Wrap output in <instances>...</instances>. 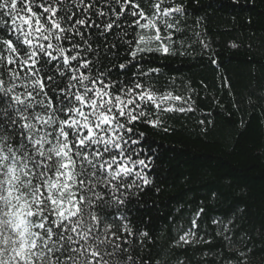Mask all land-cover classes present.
<instances>
[{
    "label": "snow or ice",
    "instance_id": "6c2138e0",
    "mask_svg": "<svg viewBox=\"0 0 264 264\" xmlns=\"http://www.w3.org/2000/svg\"><path fill=\"white\" fill-rule=\"evenodd\" d=\"M166 3L148 15L135 0H0V264L132 261L128 217L104 209L150 184L132 136H144L136 122L160 125L146 109L169 96L140 82L159 69L133 62L171 51L169 18L186 8ZM124 45L131 59L112 63ZM129 65L131 80L112 78Z\"/></svg>",
    "mask_w": 264,
    "mask_h": 264
},
{
    "label": "trees",
    "instance_id": "16d2710c",
    "mask_svg": "<svg viewBox=\"0 0 264 264\" xmlns=\"http://www.w3.org/2000/svg\"><path fill=\"white\" fill-rule=\"evenodd\" d=\"M135 2L151 15L153 0ZM174 2L186 12L169 18L180 29L169 30L171 51L133 62L159 69L140 82L169 96L160 110L150 102L146 109L160 125L136 122L144 136H132L150 184L104 215L128 217L130 264H264V0ZM126 47L112 63L131 59ZM135 71L111 75L127 83ZM186 233L188 243L180 240Z\"/></svg>",
    "mask_w": 264,
    "mask_h": 264
}]
</instances>
